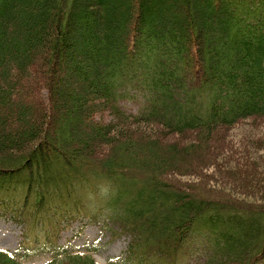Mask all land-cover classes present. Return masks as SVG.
I'll list each match as a JSON object with an SVG mask.
<instances>
[{
  "label": "trees",
  "instance_id": "obj_1",
  "mask_svg": "<svg viewBox=\"0 0 264 264\" xmlns=\"http://www.w3.org/2000/svg\"><path fill=\"white\" fill-rule=\"evenodd\" d=\"M40 1L24 15L26 0H0V215L24 237L48 239L46 264H99L50 238L58 222L79 219L127 240L118 264H264V200L247 199L264 194V140L237 149L248 178H212L224 149L212 141L233 145L228 132L264 124V0H200L201 19L196 0H157L168 4L159 17L156 7L129 6L139 0H110L111 16L107 0ZM73 19L91 31L82 35ZM217 42L228 49L218 74ZM59 67L81 76L60 84L71 102L52 94ZM88 91L102 103L88 106ZM34 94L37 102H15ZM95 118L99 132L79 135ZM0 264L25 263L0 249Z\"/></svg>",
  "mask_w": 264,
  "mask_h": 264
},
{
  "label": "rangeland",
  "instance_id": "obj_2",
  "mask_svg": "<svg viewBox=\"0 0 264 264\" xmlns=\"http://www.w3.org/2000/svg\"><path fill=\"white\" fill-rule=\"evenodd\" d=\"M23 0H20V2ZM27 2H23L20 8V14H24V15H28L27 12H33L34 9L33 7L35 5H37V0H26ZM44 2V0H41L40 3ZM197 2V17L199 19L203 18V16L201 15V9L202 7L199 5L200 4V0H196ZM111 3V4H110ZM112 3L110 2V0H107V4L108 6L106 8H104V11L111 16V14H115L113 13L112 10ZM132 5V7H136V4H142L144 7H156V16H161L164 15L166 11H168V4L163 2H158L157 0H145L141 1L139 0L138 2L134 3V2H130ZM203 3L205 4V1H203ZM24 4V5H23ZM79 4V3H77ZM125 5V4H124ZM128 5V4H127ZM203 5V4H202ZM176 9L174 10V12H178L179 7H177L175 5ZM174 7V8H175ZM121 8V9H120ZM39 9V8H38ZM118 9L121 12H124L125 9H123V7H121L119 4H114V10ZM117 11V10H116ZM129 11V10H128ZM121 14V13H120ZM129 16V15H128ZM127 14H121V18L119 17V20L121 21V23H123L124 21H126L128 19ZM211 13H208L207 18H211ZM237 17L235 16L234 13L230 12V16L229 18L226 19V32H228V38L229 41L231 42L232 40H237V37L232 33V26L234 23V20ZM225 19V18H222ZM123 21V22H122ZM73 22H75L77 25H75L78 29V31L82 34V35H86L88 32L91 31L92 26L89 24V21L87 19H73ZM216 23V22H215ZM217 25V24H216ZM19 26L20 23L16 22L15 25H13L14 27V31H18L19 30ZM208 29V28H207ZM214 48L213 50H211L210 55L213 59V64H214V69L216 74H218V70H223L225 69V55L228 54V49L225 47H221L218 45L217 43L213 44ZM91 50V48H86L84 47L83 52H89ZM82 51V49L80 50ZM73 52V51H72ZM77 52V51H76ZM70 53L66 54V57H69ZM59 65L61 66V62L59 61ZM60 69H58L56 77H55V84L58 83V87H59V92L55 91L53 92V96L54 98H56V96L60 99L63 98V100H66V89L63 90L62 87H60V84L67 82L65 77L66 76H71V77H75L76 79L81 78V76H78L75 73V70H71L69 69L67 71V69H62V67H59ZM70 74V75H69ZM103 77V76H102ZM102 77L99 78L96 75H90L89 79L91 81H102ZM63 85V84H62ZM24 86L26 87V83H24ZM106 86V85H105ZM29 88V87H27ZM108 89H110V87L107 86ZM114 92L116 93L117 91L114 90ZM112 93V92H111ZM63 95V96H62ZM81 95V94H80ZM82 96V95H81ZM86 96L89 99V102L87 103L88 106H98L100 103H102L103 100H101L96 94L92 93V92H86ZM70 99V98H69ZM67 98V100H69ZM38 100V96H36L35 94L33 95V99L28 100L25 98H21V99H17L15 100L16 103H19L20 105H26L29 104L30 102L34 101L37 102ZM70 101V100H69ZM71 102V101H70ZM169 104V103H167ZM55 110H53L54 112ZM96 121V124H90L89 128L87 129H82V131L79 130V135H85V137H89L91 135H93L94 133L99 132L100 127L101 126V119H94ZM64 118H59L57 121L51 122V129L52 130H57L60 129L63 124H64ZM101 122V123H100ZM53 123V124H52ZM78 124L80 127H83L84 123L83 121H78ZM221 134H225L224 130L220 131ZM228 135L230 136V138L232 139V143L228 144V140H226V142L224 143V141L222 142L221 140L219 141H212V146L216 147L217 146H222L224 149H222L220 151V149L215 153V158L218 160V163L221 164V169L217 168L216 170H212V178L214 180H217V177H219V175H221V172L224 171H228V170H238V172L241 174L242 172L245 173V177L249 176V171H247L245 169V159L243 157V153H238L237 149L239 148V146L244 145L247 146L248 145V141L250 142V140H260L263 139L264 140V124H262L260 127L254 128V127H250L248 125H245L239 129H235V130H231L230 132H228ZM77 136V133H76ZM174 138H177L174 137ZM171 141V139H170ZM238 142V144H237ZM186 143V140L184 139V142ZM230 147H233L234 150H231ZM236 150V151H235ZM224 153L227 155L225 156ZM238 154V155H237ZM228 158V159H227ZM227 159V160H226ZM260 169L264 170V166H262L260 164ZM247 171V173H246ZM264 172L263 174H261V178L262 180H264ZM248 178V177H247ZM232 184V183H231ZM231 184H227L225 185V189H227L228 191H230ZM224 185V184H221ZM264 189V188H262ZM263 193V192H262ZM241 196H244L241 191L238 193ZM252 197H248L247 199L250 200H255V201H261L264 200V194H254L251 193ZM263 196V197H261ZM259 197L262 198L259 200ZM92 206L89 208V210L92 211ZM86 219V218H84ZM58 228V232L56 231H50V238H54L56 239L57 243H55V245H59V246H65L68 249H74V250H79L82 251L84 249H86L85 245H92L93 247L96 248V251L93 252L94 254V258L100 263V264H109V262L117 257H120L126 247V241L124 239H117L112 241L109 236L108 233H106L105 230H102V227L100 224H96L95 222H90V220L86 219L84 221H82V219H79L73 223H71L69 226L65 225L63 222H58L57 226ZM81 228H83V230L81 231ZM35 230L30 232V236L29 238L24 237L23 233L25 232V229L22 225H19L15 222H13L10 218L8 217H3L0 216V248L5 249L11 253H16L17 250L21 249L20 245H23V240L24 239H28L25 244L28 246H33L34 244H40V245H44V243H47L46 241H48L47 238L44 237H40L39 242L33 240V233ZM49 238V237H48ZM47 248V247H44ZM20 257H24L22 258L23 261L27 264H45L47 262H49L53 256L51 253L47 252V253H43V252H39V253H35V254H29L26 256L25 251L21 250V254Z\"/></svg>",
  "mask_w": 264,
  "mask_h": 264
}]
</instances>
